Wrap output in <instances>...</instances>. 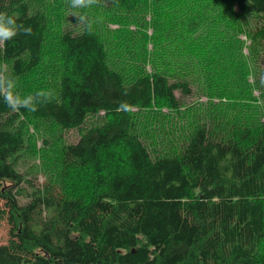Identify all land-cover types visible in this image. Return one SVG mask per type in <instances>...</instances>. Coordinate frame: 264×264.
Instances as JSON below:
<instances>
[{
  "label": "trees",
  "instance_id": "16d2710c",
  "mask_svg": "<svg viewBox=\"0 0 264 264\" xmlns=\"http://www.w3.org/2000/svg\"><path fill=\"white\" fill-rule=\"evenodd\" d=\"M242 1L243 24L236 0H100L78 10L88 33L75 17L51 32L66 0H0L32 28L0 43V66L16 79L56 69L55 100L37 111L0 99V264H264V0ZM195 89L205 104L183 101ZM125 100L131 113L116 111ZM97 114L60 149L59 179L20 201L18 124Z\"/></svg>",
  "mask_w": 264,
  "mask_h": 264
},
{
  "label": "rangeland",
  "instance_id": "374dc122",
  "mask_svg": "<svg viewBox=\"0 0 264 264\" xmlns=\"http://www.w3.org/2000/svg\"><path fill=\"white\" fill-rule=\"evenodd\" d=\"M65 4L66 7H64V11H67L63 16H61L60 8L64 6V2L60 3L59 8L50 10L51 13L48 12L49 15L51 14L52 18L50 19L52 27L51 32L56 30L55 27H57L60 22L62 23L64 20L68 22L74 17L71 15V10L68 8V0H66ZM234 9L236 11V20L240 22V24L249 21L248 7L242 0H236ZM51 32L46 42V49H51L55 46L54 34L51 35ZM238 37L244 42L242 50L246 59H250V41L245 35L239 34ZM0 69H6L10 73L7 63L2 64ZM54 70L56 69L53 65L45 64L44 62L33 74L30 73L24 78L16 79L17 90L22 95H25L28 91L36 87L51 89L54 86ZM249 81L252 83L254 82L252 77H249ZM252 92V94L258 98L257 101L259 102L260 98L258 91L253 89ZM183 101L188 104H193L195 102H203L205 104L207 98L203 95V92L195 89L194 93L189 97L183 98ZM215 101L217 100L215 99ZM163 111L165 110L163 109ZM262 114L264 120V113ZM102 121V114L90 115L85 119L82 126L78 128L62 129L52 123L23 119L18 124L19 131L22 135L23 147L14 158L15 168L21 174L22 181L16 187L17 191L15 192V196H17L20 201L24 202L26 197L23 194H25L29 188L36 184L53 183L57 181L59 179V158L62 146L66 143L75 141L80 133L87 127L99 124ZM150 127H153L152 123ZM147 146L152 152H157L159 150L157 145L149 138L147 140ZM3 208L5 209L4 201L0 199V209ZM7 238L8 223L6 215H4V217L0 218V243L6 242Z\"/></svg>",
  "mask_w": 264,
  "mask_h": 264
},
{
  "label": "clouds",
  "instance_id": "9594fccd",
  "mask_svg": "<svg viewBox=\"0 0 264 264\" xmlns=\"http://www.w3.org/2000/svg\"><path fill=\"white\" fill-rule=\"evenodd\" d=\"M100 4V0H68V8L71 15L76 18L84 30L91 33L93 21L86 15L80 14L78 10L92 8ZM19 17L0 12V43H5L17 37L18 35H31V26H25L24 23L18 22ZM0 99L13 112H19L25 109L29 112L37 111L41 106L51 103L55 100V93L51 89H39L34 93L22 95L17 90V80L6 69H0ZM134 105L128 101L118 103L116 111L131 113Z\"/></svg>",
  "mask_w": 264,
  "mask_h": 264
}]
</instances>
